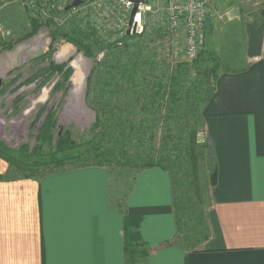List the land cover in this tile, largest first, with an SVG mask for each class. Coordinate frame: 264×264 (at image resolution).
Returning a JSON list of instances; mask_svg holds the SVG:
<instances>
[{
  "label": "crops",
  "instance_id": "1",
  "mask_svg": "<svg viewBox=\"0 0 264 264\" xmlns=\"http://www.w3.org/2000/svg\"><path fill=\"white\" fill-rule=\"evenodd\" d=\"M254 17L244 29V70L220 75L204 111L217 170L211 239L200 252L160 248L175 234L170 178L143 171L125 211L143 218L148 264H264V3ZM8 174L0 160V178ZM108 180L100 167L0 180V264H125L124 213L110 204Z\"/></svg>",
  "mask_w": 264,
  "mask_h": 264
},
{
  "label": "trees",
  "instance_id": "2",
  "mask_svg": "<svg viewBox=\"0 0 264 264\" xmlns=\"http://www.w3.org/2000/svg\"><path fill=\"white\" fill-rule=\"evenodd\" d=\"M146 6L152 11L143 14L142 33L115 41L104 40L79 14L65 24L56 22L55 13L41 22L25 7L31 24L28 36H36L44 25L50 31L48 59L63 40L94 62L86 79V101L95 112V122L83 143L73 140L69 131L55 139L58 118L50 109L33 148L23 145L12 149L0 139V160L9 167V174L0 180L39 181L68 167H100L110 173L112 169L139 173L161 169L170 178L176 227L174 238L161 248L179 245L186 252H200L212 236V197L208 193L210 205L205 207L201 181L202 157L212 156L204 111L220 75L240 72L244 67L234 71L217 53L206 49L193 64L173 61L172 46L170 54L160 58L157 46L166 38L171 41L169 26L164 19H152L155 9L149 0ZM71 59L60 65L51 61L44 72L61 74L65 84L73 74ZM43 114L45 111L38 113L37 122ZM214 170L209 173L210 191ZM130 191L131 187L125 200ZM123 213L125 264H148L150 246L140 229L143 218Z\"/></svg>",
  "mask_w": 264,
  "mask_h": 264
},
{
  "label": "rangeland",
  "instance_id": "3",
  "mask_svg": "<svg viewBox=\"0 0 264 264\" xmlns=\"http://www.w3.org/2000/svg\"><path fill=\"white\" fill-rule=\"evenodd\" d=\"M23 1L0 0V7L6 6L0 11V77L3 79V87L0 90V139L12 149L23 145L33 148L45 116L50 109H53L58 118L54 131L55 139L69 131L73 140L83 143L88 139L89 130L95 122V112L86 101V79L95 64L92 60L85 58L82 53H77L75 48L67 45L63 40L55 45L56 52L51 59H48L46 53H48L51 44L50 31L44 25L36 36H28L31 24L27 15L28 11L25 10L27 6ZM149 1L153 10L155 9L151 12L152 19H164L169 26L171 41L166 38L157 46L160 58H165L170 54L173 41H178L180 46L183 45V37L180 34H173L169 25V0ZM261 3L264 1L213 0L210 7L206 22L205 49L217 53L223 64L234 71L244 67V29L246 24L254 22L255 7ZM75 12L68 10L66 14L62 15L64 24L75 16ZM105 31L106 33L102 36L104 40H109V38L113 41L119 40L118 37L111 34L112 31L108 27ZM169 42H171L170 45ZM4 45H10L12 48L8 50L7 47L3 48ZM64 47H67L68 51L62 56L60 54ZM70 58H73L69 63L73 74L67 83L64 84L61 74L50 75L44 72L51 61L60 65ZM101 58L102 55L99 56V59ZM77 60L80 61L85 78L83 88L74 92L72 78L75 69L72 63ZM172 60L186 62L183 57L178 60L172 58ZM207 65L210 66L211 63L208 62ZM38 74L39 76H37ZM33 77L36 78L30 81ZM46 104V110H44ZM40 111H45V114L37 122L36 117ZM204 156L201 165V181L205 207H207L210 205L208 193H210L209 173L212 164L211 156H207L208 158ZM68 169L77 168L68 167L66 170ZM138 174L137 170L112 169L111 173L108 171L109 201L121 212L125 211V198ZM206 187L209 188V191L206 190ZM167 226H169L168 222L164 219L158 224L161 232ZM165 235L166 233L158 236L157 239ZM173 246L181 248L179 245ZM151 250L152 247L150 252Z\"/></svg>",
  "mask_w": 264,
  "mask_h": 264
},
{
  "label": "built area",
  "instance_id": "4",
  "mask_svg": "<svg viewBox=\"0 0 264 264\" xmlns=\"http://www.w3.org/2000/svg\"><path fill=\"white\" fill-rule=\"evenodd\" d=\"M24 1L29 12L41 22L46 21L52 13H55L56 22L61 24L64 23L62 15L68 12L66 8L74 2V0ZM212 2L213 0H169V25L173 34H180L183 37L182 46L178 41H173L171 45L173 49L171 55L174 60L183 57L187 63L192 64L205 50L206 22ZM131 9L132 4L128 0H83L80 7L71 10L76 11L75 15L79 13L81 17L90 22L100 35L103 36L108 27L112 31L111 34L122 39L126 36ZM148 11H151L150 7L146 5L140 7L135 20L136 34L142 33L143 14Z\"/></svg>",
  "mask_w": 264,
  "mask_h": 264
},
{
  "label": "water",
  "instance_id": "5",
  "mask_svg": "<svg viewBox=\"0 0 264 264\" xmlns=\"http://www.w3.org/2000/svg\"><path fill=\"white\" fill-rule=\"evenodd\" d=\"M132 4V9L129 15L128 28L126 30V36L135 35L137 32V23L135 22L137 15L139 14V9L141 6L146 5V0H128ZM83 0H74V2L69 5L66 10L76 9L80 7ZM3 87V79L0 77V90ZM211 183L213 186L217 184V170L215 169L211 178Z\"/></svg>",
  "mask_w": 264,
  "mask_h": 264
},
{
  "label": "bare ground",
  "instance_id": "6",
  "mask_svg": "<svg viewBox=\"0 0 264 264\" xmlns=\"http://www.w3.org/2000/svg\"><path fill=\"white\" fill-rule=\"evenodd\" d=\"M67 51H68V48L64 47L62 49V52H61L60 55L63 56V54L66 53ZM72 66L75 69V74H74V76L72 78V83H73V86H74V92H78L79 90H81L83 88L85 74L83 72L84 70H83L79 60L73 62Z\"/></svg>",
  "mask_w": 264,
  "mask_h": 264
}]
</instances>
